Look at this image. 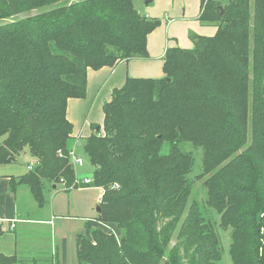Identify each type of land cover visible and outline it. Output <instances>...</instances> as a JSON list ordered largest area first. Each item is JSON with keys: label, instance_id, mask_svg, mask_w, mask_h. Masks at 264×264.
<instances>
[{"label": "trees", "instance_id": "16d2710c", "mask_svg": "<svg viewBox=\"0 0 264 264\" xmlns=\"http://www.w3.org/2000/svg\"><path fill=\"white\" fill-rule=\"evenodd\" d=\"M198 20L214 36L166 50L162 79L127 78L84 140L95 220L120 235H78V264H218L220 230L232 264H264V0H201ZM159 24L133 0H0V166L36 163L12 190L41 206L46 187L74 189L68 100L85 97L88 69L146 59ZM185 147L201 151L203 202Z\"/></svg>", "mask_w": 264, "mask_h": 264}, {"label": "crops", "instance_id": "0c3cea01", "mask_svg": "<svg viewBox=\"0 0 264 264\" xmlns=\"http://www.w3.org/2000/svg\"><path fill=\"white\" fill-rule=\"evenodd\" d=\"M135 8L160 24L146 39L148 57L131 59L100 70L88 69L86 95L69 99L66 116L72 124L73 155L80 160L77 147L93 134V126H103V105L111 100L113 90L121 88L127 78L158 80L164 77L163 57L173 48L192 49L190 34L212 37L213 26H203L198 18L201 0H138ZM81 145V147H79ZM31 159V158H30ZM32 161V160H31ZM7 170L0 166V253L16 255V264H78L76 237L90 239L94 229L105 232L112 227L95 220L102 195L100 188L78 187L66 192L61 184L46 187L44 202L38 205L26 185L11 189V178L27 171ZM76 165V164H75ZM75 165L74 172H75ZM93 169V168H92ZM77 180L92 178L76 174Z\"/></svg>", "mask_w": 264, "mask_h": 264}, {"label": "rangeland", "instance_id": "374dc122", "mask_svg": "<svg viewBox=\"0 0 264 264\" xmlns=\"http://www.w3.org/2000/svg\"><path fill=\"white\" fill-rule=\"evenodd\" d=\"M134 1V7L136 8L139 4L138 0H133ZM222 4H226L228 0H216ZM0 138V142H1ZM81 147V145L79 146ZM187 152L191 153L193 156V167H192V173H191V179L193 180V198L198 201V202H203L204 198V189L202 187V184L200 181H198L195 177L200 174V165H201V151L197 150H192L190 147H185L184 148ZM77 153L80 155V163L75 165V173L78 175H84V176H91L93 169L92 166L89 162L88 157L85 155L84 151L82 149L77 147ZM18 164L15 165H8L7 167H4L6 169H3L2 172H5L7 170H15V171H21L22 169L25 171L26 169V164L31 163L30 155L26 153H22L19 158H18ZM214 217L216 222H218V217L215 215H211ZM113 230L108 231L109 233H112L115 237H119L120 231L114 226ZM219 237L222 243V249H223V255L222 259L218 264H232L230 257L228 255V244H229V234L228 232L224 231H219ZM174 239H172L171 244H174Z\"/></svg>", "mask_w": 264, "mask_h": 264}, {"label": "built area", "instance_id": "2783aa9c", "mask_svg": "<svg viewBox=\"0 0 264 264\" xmlns=\"http://www.w3.org/2000/svg\"><path fill=\"white\" fill-rule=\"evenodd\" d=\"M101 135V134H100ZM70 161L72 163V165H75V164H79L80 163V160L79 159H76L73 155V151L70 152ZM36 165L35 162H32L28 165L27 169L28 170H31L33 169V167ZM92 183V178H83L82 180H77L75 178V181H74V188L76 187H89V185ZM63 187L65 186V182L63 180H60V183Z\"/></svg>", "mask_w": 264, "mask_h": 264}, {"label": "water", "instance_id": "95a60500", "mask_svg": "<svg viewBox=\"0 0 264 264\" xmlns=\"http://www.w3.org/2000/svg\"><path fill=\"white\" fill-rule=\"evenodd\" d=\"M96 212L99 213V208L96 209Z\"/></svg>", "mask_w": 264, "mask_h": 264}]
</instances>
